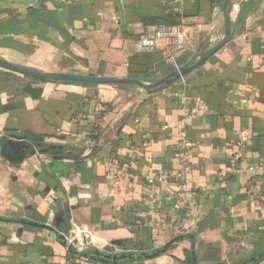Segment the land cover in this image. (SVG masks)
I'll return each mask as SVG.
<instances>
[{
    "label": "crops",
    "instance_id": "0c3cea01",
    "mask_svg": "<svg viewBox=\"0 0 264 264\" xmlns=\"http://www.w3.org/2000/svg\"><path fill=\"white\" fill-rule=\"evenodd\" d=\"M223 3L0 0V59L38 72L151 84L221 41ZM230 23L233 35L220 51L155 94L0 70V139L24 138L36 151L17 164L0 151V264H105L71 257L56 229L21 223L50 226L59 212L67 217V234L74 226L92 231L93 247L80 253L142 248L150 254L168 246L153 259L119 264H243L264 253V177L244 170L264 159V0H234ZM176 25L187 28L188 45L174 60L164 43L153 52L137 50L141 35ZM176 96L200 98L208 107L187 127L194 144L187 196L195 209L171 182L156 185L158 212L151 213L144 177L180 171ZM244 129L253 144L236 176L227 162ZM51 145L62 146L68 158L39 153Z\"/></svg>",
    "mask_w": 264,
    "mask_h": 264
},
{
    "label": "water",
    "instance_id": "95a60500",
    "mask_svg": "<svg viewBox=\"0 0 264 264\" xmlns=\"http://www.w3.org/2000/svg\"><path fill=\"white\" fill-rule=\"evenodd\" d=\"M234 4V0H224L222 7L223 23H224V36L221 41L209 49L206 52L197 54L193 59L183 66L176 67L172 72H170L166 77L158 80L154 83L147 84L143 83L137 79H118V78H107L100 76H88V75H75V74H64V73H50V72H38L28 68H24L13 63L4 61L0 59V70L10 72L22 77H26L32 80L40 82H52V83H70V84H97V85H133L138 87L147 94H155L162 92L172 86L181 78L187 76L201 65H203L210 57L220 51L230 40L233 35L232 25L230 23V13ZM0 151L2 156L9 162L13 164L21 163L28 156L34 155L36 153L35 149L31 145H28L24 138H2L0 139ZM39 153H49L55 159H67L68 157L63 156L62 146H48L47 149L39 150ZM73 209V207H71ZM69 213V211H68ZM67 213V214H68ZM63 212H59L55 215L53 222L50 226L38 225L32 222H21L23 225H30L42 229L53 230L56 229L61 234L66 235L68 232V222L67 217H64ZM60 236L61 240L64 237ZM178 239H174V242ZM65 245V243H64ZM112 246L123 247L121 241H114ZM168 246L163 250L154 253L146 254L142 248L134 250V252H127L122 255H115L112 250L105 249L104 252H99L97 250L89 253H80L73 247H69L68 250L71 253L79 255L84 258H89L93 261H97L105 264H119L120 262H135L143 261L148 259H153L158 257L160 253H164ZM124 251L126 249L123 247ZM264 257V253L256 255L248 259L243 264H253L255 261Z\"/></svg>",
    "mask_w": 264,
    "mask_h": 264
},
{
    "label": "built area",
    "instance_id": "2783aa9c",
    "mask_svg": "<svg viewBox=\"0 0 264 264\" xmlns=\"http://www.w3.org/2000/svg\"><path fill=\"white\" fill-rule=\"evenodd\" d=\"M189 0H174L179 6H182ZM164 43L167 47L172 50L166 53L168 60H174V57L179 53L186 50L188 45L187 28L182 25L176 26H160L157 27L153 37L148 38L145 35H141L137 42V50L139 52L147 53L153 52L158 46ZM179 101V106L182 110V125L183 128L179 132V141L177 143V149L180 153V171L174 174H157V175H146L144 177L146 184L149 187L147 200L151 213L158 212L156 196L158 190L156 185H166L171 182H175L179 186L180 192L185 196L184 204L190 207L192 210L195 209L194 205H190L188 199V193L191 188V169L189 163V153L194 147L192 141L187 137V127L191 125L192 120L201 112L208 111V107L203 100L200 98H194L189 101L187 97L176 96ZM248 98L243 95L240 98V103L245 104ZM163 130L167 129L166 126L162 127ZM253 144V135L248 129L241 130L238 138L233 142L232 151L229 155L227 162L228 168L233 175L239 176L243 169L240 167L244 159L245 150ZM245 172L255 174L264 177V159L258 160L257 163H249L245 168ZM221 176V174H219ZM130 177H132L130 175ZM196 214H199L196 212ZM140 224V222H137ZM148 225L153 227V221H148ZM95 238L92 236V231L87 227L74 226L67 235L64 236L65 247H73L76 250L83 248L93 247ZM65 264H73L72 261L68 260Z\"/></svg>",
    "mask_w": 264,
    "mask_h": 264
},
{
    "label": "trees",
    "instance_id": "16d2710c",
    "mask_svg": "<svg viewBox=\"0 0 264 264\" xmlns=\"http://www.w3.org/2000/svg\"><path fill=\"white\" fill-rule=\"evenodd\" d=\"M111 173L114 174V170H111ZM89 254H91V253H89ZM70 255H71V257H76V256H78V257H80V259H83V260H89V258H84V257H81V256L76 255V254L71 253V252H70ZM263 259H264V257H263V258H260V259L257 260V261H255L253 264H257V263H259L260 261H262Z\"/></svg>",
    "mask_w": 264,
    "mask_h": 264
},
{
    "label": "rangeland",
    "instance_id": "374dc122",
    "mask_svg": "<svg viewBox=\"0 0 264 264\" xmlns=\"http://www.w3.org/2000/svg\"><path fill=\"white\" fill-rule=\"evenodd\" d=\"M109 247V246H108ZM99 252H104L105 249H98Z\"/></svg>",
    "mask_w": 264,
    "mask_h": 264
},
{
    "label": "bare ground",
    "instance_id": "6f19581e",
    "mask_svg": "<svg viewBox=\"0 0 264 264\" xmlns=\"http://www.w3.org/2000/svg\"><path fill=\"white\" fill-rule=\"evenodd\" d=\"M101 248V247H100Z\"/></svg>",
    "mask_w": 264,
    "mask_h": 264
}]
</instances>
